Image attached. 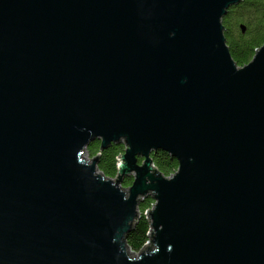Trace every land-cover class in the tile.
<instances>
[{
	"label": "water",
	"instance_id": "water-1",
	"mask_svg": "<svg viewBox=\"0 0 264 264\" xmlns=\"http://www.w3.org/2000/svg\"><path fill=\"white\" fill-rule=\"evenodd\" d=\"M240 1L0 0V264H264V41L237 66L221 24Z\"/></svg>",
	"mask_w": 264,
	"mask_h": 264
},
{
	"label": "trees",
	"instance_id": "trees-1",
	"mask_svg": "<svg viewBox=\"0 0 264 264\" xmlns=\"http://www.w3.org/2000/svg\"><path fill=\"white\" fill-rule=\"evenodd\" d=\"M221 24L224 40L232 60L237 66L244 65L264 41V0H241L227 9L221 18ZM240 24L244 27L243 32L240 31ZM97 148L98 141L94 140L85 147V152L91 158L97 153ZM122 150V143H110L100 151L96 163L98 172L106 178H113L115 157ZM150 158L156 170L163 175H170L176 169V160L169 157L166 152L161 150L151 152ZM137 162L140 163L141 159L138 158ZM130 181V177H124L121 186L127 187ZM151 203L153 200L148 196L138 204L137 219L125 237L126 246L133 253L138 252L148 239L146 234L148 225L144 212L151 207Z\"/></svg>",
	"mask_w": 264,
	"mask_h": 264
},
{
	"label": "rangeland",
	"instance_id": "rangeland-1",
	"mask_svg": "<svg viewBox=\"0 0 264 264\" xmlns=\"http://www.w3.org/2000/svg\"><path fill=\"white\" fill-rule=\"evenodd\" d=\"M84 151H85V149H84ZM85 154H86V152H85ZM86 157H87V158H90L87 154H86ZM137 213H138V209H137ZM132 253H133V252H132Z\"/></svg>",
	"mask_w": 264,
	"mask_h": 264
},
{
	"label": "built area",
	"instance_id": "built-area-1",
	"mask_svg": "<svg viewBox=\"0 0 264 264\" xmlns=\"http://www.w3.org/2000/svg\"><path fill=\"white\" fill-rule=\"evenodd\" d=\"M137 253V252H136Z\"/></svg>",
	"mask_w": 264,
	"mask_h": 264
}]
</instances>
